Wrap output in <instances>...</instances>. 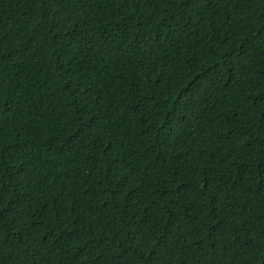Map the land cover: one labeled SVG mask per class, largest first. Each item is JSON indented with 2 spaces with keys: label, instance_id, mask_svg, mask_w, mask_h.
Masks as SVG:
<instances>
[{
  "label": "trees",
  "instance_id": "1",
  "mask_svg": "<svg viewBox=\"0 0 264 264\" xmlns=\"http://www.w3.org/2000/svg\"><path fill=\"white\" fill-rule=\"evenodd\" d=\"M0 40V264H264V0H0Z\"/></svg>",
  "mask_w": 264,
  "mask_h": 264
},
{
  "label": "snow or ice",
  "instance_id": "2",
  "mask_svg": "<svg viewBox=\"0 0 264 264\" xmlns=\"http://www.w3.org/2000/svg\"><path fill=\"white\" fill-rule=\"evenodd\" d=\"M43 2V0H41ZM127 2L131 3H137L138 0H127ZM170 2L174 6H179L181 9V14L182 15H189L191 14L194 10H199V9H204V10H209L212 11L215 9V7L218 6L219 0H170ZM197 14L199 12L197 11ZM187 23V21H185ZM0 43H2V40H0ZM251 48V45H249V49ZM242 55H247L248 50H245ZM239 59V56L237 57ZM264 75V74H262ZM248 99H253V104L249 106L247 109L248 111H251L253 107L256 105H259L260 103L264 102V93L258 94L256 97H247L245 98V103H247ZM14 100V97H8L7 100L4 99L3 96V90L0 89V108L2 107H7L8 110H12V107L14 106L11 102ZM87 107V105H85ZM242 107V106H239ZM86 114V113H85ZM244 112L243 111H234L233 116L235 117H241L243 116ZM249 124L251 123L250 121L248 122ZM250 135L255 138V133L251 132ZM247 143V151H244V146H241L240 151L243 153V156H252V153L255 151V144L251 141L246 142ZM262 144H264V140L261 141ZM243 156L241 159H243ZM261 157H264V152L261 153ZM258 160L257 163H255L253 166H246L244 169V174L241 176V180L248 183V184H254L256 190L264 192V158H256ZM177 175H179V172H177ZM123 183V181H121ZM197 184L200 183L199 180L196 181ZM203 188L205 191H207L208 185L205 183L203 185ZM241 199H244L245 196L242 195L240 197ZM222 204L226 205L227 200L221 202ZM162 210V209H161ZM226 209L222 206H217L216 208V215L219 217L217 219V224L214 226H219L221 230H223V222H224V215H225ZM151 220L150 218L145 220V223H150ZM139 228L140 225H137ZM155 227V225H153ZM208 225L204 222H201L200 224L196 225V229H202V228H207ZM86 253L87 249H85V256L81 257L79 252H77L76 255L72 257L70 260V264H84V260L86 259ZM151 256L153 257L152 259H149L147 261V264H155V261L159 260L160 257V249H154L153 252L151 253Z\"/></svg>",
  "mask_w": 264,
  "mask_h": 264
}]
</instances>
